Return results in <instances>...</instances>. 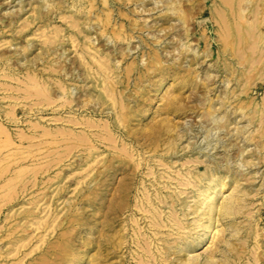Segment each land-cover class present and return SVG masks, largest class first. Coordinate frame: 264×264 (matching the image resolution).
Wrapping results in <instances>:
<instances>
[{
	"label": "rangeland",
	"instance_id": "rangeland-1",
	"mask_svg": "<svg viewBox=\"0 0 264 264\" xmlns=\"http://www.w3.org/2000/svg\"><path fill=\"white\" fill-rule=\"evenodd\" d=\"M212 251L264 264V0H0V264Z\"/></svg>",
	"mask_w": 264,
	"mask_h": 264
},
{
	"label": "bare ground",
	"instance_id": "bare-ground-1",
	"mask_svg": "<svg viewBox=\"0 0 264 264\" xmlns=\"http://www.w3.org/2000/svg\"><path fill=\"white\" fill-rule=\"evenodd\" d=\"M260 55V54H259ZM260 57V56H259ZM259 61V60H258ZM262 61V60H261ZM98 62V61H97ZM260 62V61H259ZM100 64H101V61L99 62ZM257 63V62H256ZM105 64V63H104ZM244 64V63H243ZM107 65V64H106ZM237 65V64H236ZM100 65H98V67H99ZM103 66V65H102ZM252 66V65H251ZM250 66V67H251ZM238 67V66H237ZM101 67H99V69H100ZM103 68H105V66L103 67ZM102 68V69H103ZM239 68V67H238ZM107 70V69H106ZM101 71H103V70H101ZM110 72V71H109ZM107 73V72H106ZM108 74V73H107ZM97 75V74H96ZM101 75V74H100ZM105 82H107L106 80H105ZM104 83V82H103ZM108 87V86H107ZM103 88V87H102ZM101 88V89H102ZM104 89H106V88H104ZM110 91V90H109ZM112 92V91H111ZM110 93V92H109ZM118 93V92H117ZM107 95H110V94H107ZM106 98H107V96H106ZM111 98V97H110ZM109 97H108V99H110ZM111 100V99H110ZM116 100V99H115ZM112 102V101H111ZM114 102V101H113ZM113 105V104H112ZM114 106V105H113ZM116 107V106H115ZM123 111V110H122ZM218 172V171H217ZM195 175V174H194ZM187 176V175H186ZM185 178V177H184ZM193 178H194V176H193ZM197 178H199L198 176H197ZM189 179V178H188ZM188 179H186V181L188 180ZM202 179V178H201ZM203 182V181H202ZM226 181H224L223 179H221V178H216V179H213L212 181H211V185H209L208 187H205V188H203V189H201V193H200V196H202V197H204V199H203V201H202V203L201 204H197L196 206H197V209H196V212H195V214L198 212V211H200L201 209H204V216L205 217H208V219L205 221V222H202L201 223V225H200V227L201 228H204V229H206V230H209V233L211 234V236H214V239L217 237V236H219L220 235V230H219V227H217L216 226V224H214L215 223V214H216V212L218 211V212H221L222 214H229V215H232L233 214V211H235L234 209H235V202L233 201V200H228V199H226L224 202H223V204L221 205V206H219V205H217V202H218V200H219V194H220V192H216L217 190H218V188H220L221 189V194L224 192V190H225V188H226V186H227V183H225ZM185 183V182H184ZM192 183V182H191ZM194 184V183H193ZM183 185V184H182ZM189 185V184H188ZM187 185V186H188ZM191 185V184H190ZM195 186H197V185H195ZM193 188H194V185H193ZM195 188H197V187H195ZM200 188V187H199ZM182 193H184L185 194V192H182ZM216 193V196H212V195H214ZM198 194V193H197ZM235 199V198H234ZM195 201V200H194ZM193 201V202H194ZM149 203H150V201H149ZM173 204H174V202H173ZM191 207V206H190ZM190 207H189V209H190ZM176 208V207H175ZM192 209V208H191ZM152 210V209H151ZM159 210V209H158ZM157 210V211H158ZM174 210V209H173ZM192 211V210H191ZM240 211V210H239ZM147 212H148V210H147ZM153 212V211H152ZM217 212V213H218ZM149 214H151V213H149ZM175 214V213H174ZM148 215V214H147ZM156 215V214H155ZM152 216V215H151ZM179 216V215H178ZM155 217V216H154ZM158 217V216H157ZM36 218V217H35ZM161 218V217H160ZM176 218V217H175ZM157 219H159V218H157ZM28 220V219H27ZM31 220V219H30ZM30 222V221H29ZM33 222H34V220H33ZM137 223H139V222H137ZM154 223V222H153ZM40 224V223H39ZM169 225H170V223H168ZM138 225V224H137ZM175 225V224H174ZM171 226V225H170ZM169 226V227H170ZM164 227H166L165 225H164ZM150 228V227H149ZM163 228V227H162ZM182 228V227H181ZM51 230V229H50ZM179 230H181V229H179ZM178 230V231H179ZM150 231V230H149ZM156 231H158V229L156 230ZM154 233V232H153ZM137 234V233H136ZM140 234V233H139ZM14 235V234H13ZM154 235V234H153ZM139 236V235H138ZM29 237V236H28ZM159 238V237H158ZM184 238V237H183ZM218 238V237H217ZM220 238V237H219ZM218 238V239H219ZM30 239H31V237H30ZM27 240V239H26ZM202 240V239H201ZM204 240V239H203ZM24 241V240H23ZM22 241V242H23ZM137 241V240H136ZM149 241V240H148ZM156 241H158V240H156ZM16 242V241H15ZM153 242V241H152ZM151 243V242H150ZM14 244V243H13ZM16 244V243H15ZM27 244V243H26ZM138 244H139V242H138ZM137 244V245H138ZM142 244V243H141ZM144 244H146V241H145V243ZM147 244H148V242H147ZM146 244V245H147ZM20 245V244H19ZM145 245V246H146ZM193 246L192 247H196L197 246V244H192ZM142 246V245H141ZM20 247H21V245H20ZM138 247V246H137ZM149 247H151V246H149ZM17 247H15V249H16ZM147 248H148V246H147ZM14 249V248H13ZM142 249V248H141ZM140 249V250H141ZM148 249H150V248H148ZM14 251V250H13ZM148 251V250H147ZM31 252H34V251H31ZM144 252H146V251H144ZM155 252V251H154ZM153 252V253H154ZM11 253V252H10ZM17 251H16V255H17ZM147 253V252H146ZM15 254V253H14ZM28 254H30V253H28ZM144 254V253H143ZM254 254H257V253H254ZM31 255V254H30ZM173 255V254H172ZM10 256H11V254H10ZM159 257V256H158ZM10 258V257H9ZM139 258H140V264H143L142 262H141V260L143 259H141V257L139 256ZM161 258V257H160ZM209 258L211 259V260H213V261H209V262H207L206 264H214V260L216 259V252L215 251H212L211 252V254H210V256H209ZM240 258H242V257H240ZM258 258V257H257ZM8 259V258H7ZM155 259V258H154ZM154 259H152V260H154ZM19 261V260H18ZM167 261H168V259H167V256H165L164 257V262H162V263H167ZM160 262H161V260H160ZM195 261H191V264H196V263H194ZM16 264H17V261L15 262ZM21 263H22V261H21ZM149 263V262H148ZM19 264H20V262H19ZM147 264V263H146ZM188 264H190V263H188ZM258 264V263H257Z\"/></svg>",
	"mask_w": 264,
	"mask_h": 264
}]
</instances>
